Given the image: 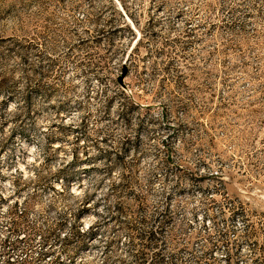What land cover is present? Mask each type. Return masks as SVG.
I'll return each instance as SVG.
<instances>
[{"label":"rangeland","instance_id":"rangeland-1","mask_svg":"<svg viewBox=\"0 0 264 264\" xmlns=\"http://www.w3.org/2000/svg\"><path fill=\"white\" fill-rule=\"evenodd\" d=\"M0 264H264V0H0Z\"/></svg>","mask_w":264,"mask_h":264},{"label":"trees","instance_id":"trees-1","mask_svg":"<svg viewBox=\"0 0 264 264\" xmlns=\"http://www.w3.org/2000/svg\"><path fill=\"white\" fill-rule=\"evenodd\" d=\"M3 105H4V107H7V101H5L4 103H3ZM91 228V226L90 227H88V230Z\"/></svg>","mask_w":264,"mask_h":264}]
</instances>
